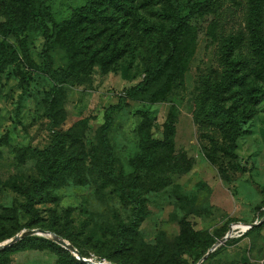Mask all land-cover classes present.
<instances>
[{"label":"rangeland","instance_id":"1","mask_svg":"<svg viewBox=\"0 0 264 264\" xmlns=\"http://www.w3.org/2000/svg\"><path fill=\"white\" fill-rule=\"evenodd\" d=\"M191 1L135 0V11L155 32L145 35L141 26L120 30V43L126 46L128 53L109 74L103 75L95 69L82 83L60 86L67 113L66 121L60 126L52 123L47 109L55 86L53 76L58 68L68 64L66 50L55 46L46 66L42 53L50 29L40 20L31 23L20 37L36 65L32 67L22 57L20 41L0 33V46H6L8 53L15 51L20 55V61L8 66L0 77V139L7 142L0 149V222H3L0 230L15 236L28 230H17L29 218L23 207L25 199L12 186L14 182L30 185L38 179V164L43 157L27 149L42 150L59 132L68 130L82 142L86 151L92 146L99 148L106 110L144 81L146 71L156 61L154 49L167 20L173 18L177 10H182L183 16L189 17L193 41L185 72L172 84L163 101L153 102L149 95L128 96L126 106L114 117L110 134L115 171L124 178L133 173L131 160L139 151L138 127L143 113L147 112L153 121L154 138L162 140L164 126L173 111L177 118L175 154L186 156L190 166L182 173L170 174L169 183L159 184L157 190L150 184L146 186L143 197L148 201V215L140 226L143 242L147 245L162 243L175 255L192 263L195 254L179 244L186 221L195 231L216 241L232 232L231 238L219 247V255L207 259L205 264H264V111L242 124L234 160L240 168L236 170L224 171L221 164L207 160L203 147L213 140L222 144V137L213 133L209 141L203 139L194 122L201 84L228 69V55L233 62L246 61L250 69H257L263 63L260 56L252 52L251 0H223L204 14H192ZM87 2L47 0V5L55 20L62 22L69 20L74 11ZM5 21L0 8V25ZM90 161L88 158L86 163V185L68 183L56 191L55 201L40 204L37 209L45 223H50L52 213L56 214L59 229L72 239L65 240L70 244L74 241L87 255L85 259L113 264L97 254L94 244L110 238L104 233L105 225L130 223L132 206L113 185L90 169ZM3 216L6 219H2ZM252 224L258 226L249 232L251 229L247 228ZM5 264H58V256L49 249H25L12 253Z\"/></svg>","mask_w":264,"mask_h":264},{"label":"trees","instance_id":"2","mask_svg":"<svg viewBox=\"0 0 264 264\" xmlns=\"http://www.w3.org/2000/svg\"><path fill=\"white\" fill-rule=\"evenodd\" d=\"M223 0L191 1L192 14H204L218 6ZM135 0H88L86 5L76 9L69 20L57 22L47 0H0V8L6 17L0 25V33L12 35L20 41L23 48L22 57L36 66L20 34L31 23L40 20L50 29L42 57L48 66L51 61L50 52L55 46L66 50L68 64L58 68L53 76L55 86L48 98L47 115L55 124L62 125L67 119L64 110L60 86L82 83L91 73L98 69L101 74H109L122 60L128 49L120 43L119 31L136 29L141 26L143 33L150 36L155 32L144 17L135 11ZM182 11V10H181ZM178 10L173 18L167 20L164 33L154 49L156 61L146 71V77L137 87L127 91L120 97L117 105L109 107L105 112V123L99 148L92 146L89 151L71 130L59 132L51 144L42 149L27 151L42 156L38 164L39 178L30 185L13 183V189L25 199L24 210L29 221L17 230H34L36 228L52 232L63 239L71 237L59 229L56 214L52 213L50 223H45L39 216L37 206L56 199V191L68 183L79 186L88 182L86 163L90 161V169L103 177L128 200L132 206V221L128 224L117 223L116 226L105 225V234L110 238L104 243L94 244L97 254L113 264H198L201 259L218 242L207 238L203 233L195 231L189 222H184L180 236V247L188 248L195 254L192 263L185 257L175 255L164 244L147 245L140 234V226L148 215V201L143 197L148 184L157 190V186L167 185L170 174L186 171L190 161L186 156H177L174 138L177 118L172 111L164 126L163 139L154 138L153 121L150 115L143 113V120L138 127L140 146L138 153L132 158L133 173L127 177L115 171L116 160L110 134L113 130L114 117L126 106L128 96L149 95L153 102L166 99L171 86L185 72L191 57L193 41L189 26V17ZM250 33L252 36V52H256L262 65L250 69L246 61L233 62L231 56L228 69L219 77L207 78L201 84V92L196 100L194 122L199 128L201 137L208 140L213 133L222 137L209 141L203 147L207 160L220 165L226 171L240 168L236 160L238 140L242 135V124L264 111V5L262 0L250 2ZM20 61V55L13 51L8 53L6 46H0V77L4 70ZM6 139H0L1 146ZM1 154V151H0ZM6 219V217H2ZM3 222H0V226ZM256 230L252 228L249 232ZM18 232V233H19ZM14 238L15 234L0 230V244ZM73 245L83 258L87 255ZM25 249H49L58 256V264H86L77 260L69 251L55 242L39 236H27L15 245L0 251V264H5L12 253ZM219 248L208 259L215 258ZM87 258V257H86ZM206 262V261H205ZM202 263V264H205Z\"/></svg>","mask_w":264,"mask_h":264},{"label":"water","instance_id":"3","mask_svg":"<svg viewBox=\"0 0 264 264\" xmlns=\"http://www.w3.org/2000/svg\"><path fill=\"white\" fill-rule=\"evenodd\" d=\"M258 226V224H252L250 225L247 230H250L254 227ZM27 236H39V237H48L51 240H53L56 244H58L59 246L65 248L66 250L70 251L72 254H74L75 256H77L78 260L83 261V262H87L90 264H94L91 261L85 260L81 254L78 252V250L71 245L69 242H67L65 239L52 234L48 231L42 230V229H34V230H27L22 232L19 235H16L14 238L5 241L3 243L0 244V251L6 248H9L13 245H15L16 243H18L19 241L23 240L25 237ZM232 236V232L230 231L223 239H221L220 241H218L213 247L212 249L201 259V261L198 264H202L204 263L208 257L215 252L220 246H222L223 244H225Z\"/></svg>","mask_w":264,"mask_h":264},{"label":"built area","instance_id":"4","mask_svg":"<svg viewBox=\"0 0 264 264\" xmlns=\"http://www.w3.org/2000/svg\"><path fill=\"white\" fill-rule=\"evenodd\" d=\"M85 259V258H84ZM85 260H87V259H85ZM92 263H94L93 262V260H90ZM94 264H106V263H102V262H99V263H94Z\"/></svg>","mask_w":264,"mask_h":264}]
</instances>
